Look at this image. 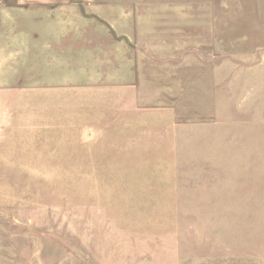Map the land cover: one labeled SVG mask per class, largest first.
I'll return each instance as SVG.
<instances>
[{
  "label": "rangeland",
  "instance_id": "rangeland-1",
  "mask_svg": "<svg viewBox=\"0 0 264 264\" xmlns=\"http://www.w3.org/2000/svg\"><path fill=\"white\" fill-rule=\"evenodd\" d=\"M242 6L67 7L66 72L25 64L0 95V264H264V49L232 40Z\"/></svg>",
  "mask_w": 264,
  "mask_h": 264
},
{
  "label": "crops",
  "instance_id": "crops-1",
  "mask_svg": "<svg viewBox=\"0 0 264 264\" xmlns=\"http://www.w3.org/2000/svg\"><path fill=\"white\" fill-rule=\"evenodd\" d=\"M93 1L0 0V95L3 89L7 92L13 90L8 88L17 85L20 70L25 64L26 72L43 71L47 74L48 70L56 67L59 69L57 72H66L67 7L74 2L84 5ZM242 1L243 6L239 10H227L230 16L237 17L234 22L237 29L232 40L242 42L238 45L244 47L264 49V0ZM81 14L85 16L82 10ZM222 31L219 29L210 40L218 42L215 45L220 47L226 41V33ZM34 47L37 49L31 59L20 60V55L28 52L23 53L24 49Z\"/></svg>",
  "mask_w": 264,
  "mask_h": 264
}]
</instances>
